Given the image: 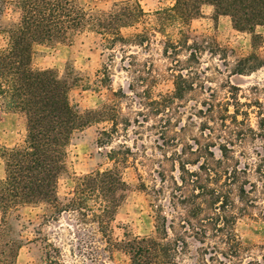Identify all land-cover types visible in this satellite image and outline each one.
Listing matches in <instances>:
<instances>
[{"label":"clouds","instance_id":"clouds-1","mask_svg":"<svg viewBox=\"0 0 264 264\" xmlns=\"http://www.w3.org/2000/svg\"><path fill=\"white\" fill-rule=\"evenodd\" d=\"M175 5L176 0H164L157 6L160 12L168 9L164 15L132 18L123 13L135 9L136 0H64L63 14L53 13L52 34L42 42L65 54L53 74L77 122L68 134L87 126L91 137L78 171L60 158L44 196L15 195L0 204V264H19L16 253L22 249L40 250L34 264H100L93 250L105 246L131 258L135 248H142L136 264H264V24L237 30L224 15L215 29L214 5L198 0L195 18L201 27L196 31L193 17L178 15ZM50 10L43 11L45 18ZM29 15L36 13L25 0H0V58L13 54ZM36 43L29 40V50ZM27 69L34 71L30 62ZM179 82L190 90L178 96ZM232 85H243V107L229 101ZM0 89L11 91L3 82ZM76 93L94 102L81 106L72 99ZM252 101L259 104L249 106ZM223 107L247 115H236L234 123ZM158 109L159 115L151 114ZM133 119L141 123L131 124ZM166 121L171 123L165 127ZM202 123L208 125L204 131ZM162 133L165 140L174 137L170 146L159 139ZM21 147L32 151L27 143L0 146V192L11 191L8 164ZM53 148L60 153L59 145ZM170 165L175 170L169 171ZM105 173L113 182L102 191L99 180ZM89 180L96 183L89 187ZM135 201V223L121 222ZM195 207L200 212L192 217ZM77 232L91 237V248L78 247Z\"/></svg>","mask_w":264,"mask_h":264},{"label":"trees","instance_id":"trees-1","mask_svg":"<svg viewBox=\"0 0 264 264\" xmlns=\"http://www.w3.org/2000/svg\"><path fill=\"white\" fill-rule=\"evenodd\" d=\"M207 2L214 5L217 17L229 16L233 27L237 30L251 31L253 25L264 24V0H207ZM25 4L30 8V12L34 11L36 15H29L25 33L18 39L13 54L10 57L0 58V82L8 84L11 89L10 92L0 89V99L7 98L0 107L8 113L18 114L24 118L26 138L23 143H27L32 151L28 152L21 147L12 153L8 164L11 191L0 192V204H6L7 200L15 195L29 198L44 196L47 193L59 159L66 160V147L75 131L70 134L68 132L77 123L69 109L71 102L64 92L63 85L54 80L53 72L55 71L36 70L32 67L34 71L30 72L27 69L33 54V48L29 50L28 41L35 40L39 43L52 34L51 28L54 27L53 21L56 19L53 13L60 9L63 14L64 0H56L54 5L51 0H25ZM197 8L198 0H176L174 10L178 15L193 17L194 20L198 15ZM45 9H51L46 18L43 16ZM167 11L168 9H164L163 12L157 11L155 15H164ZM123 15L132 18L148 17L137 0L135 9L126 10ZM186 88L190 90L189 85L179 82L176 94L181 95ZM212 110V106L206 108L208 113ZM222 112L228 113V107H223ZM228 114L232 115L234 123L237 122L236 111ZM218 118L222 122L226 116L219 115ZM84 127L86 126H81L76 131ZM53 145L60 146L59 154L55 152ZM179 169L181 172L186 171L183 164ZM204 170L205 166L201 165V171ZM189 175L195 176L196 173ZM180 179L183 181L184 177L181 176ZM112 182L113 178L105 173L99 180L101 190L108 189ZM87 183L89 187H92L96 182L89 180ZM197 188L203 189L204 186L197 184ZM200 194L212 195L211 191H202ZM216 202L213 198L212 203ZM180 203L184 204L186 201H180ZM226 203L225 199L220 204L221 209ZM199 212L200 209L195 207L191 209L190 215L195 217ZM180 227L182 228L183 224ZM143 254L142 248H135L132 258L130 257L131 264L132 260L133 264H136L137 258ZM10 255H14V252H10Z\"/></svg>","mask_w":264,"mask_h":264},{"label":"rangeland","instance_id":"rangeland-1","mask_svg":"<svg viewBox=\"0 0 264 264\" xmlns=\"http://www.w3.org/2000/svg\"><path fill=\"white\" fill-rule=\"evenodd\" d=\"M137 1L139 2L140 6L144 10V12L148 14V17L155 15V13L158 11L157 10L158 5L162 6L164 4V0H137ZM165 9H167V8H165ZM221 17L222 16L217 17L216 15L213 17V19H214L213 23H214L215 29H218L219 20L221 19ZM192 26H193L194 30L199 31L200 27H201L199 20L198 19L192 20ZM256 42H257V38L254 37L253 38V44L255 45ZM78 53H79V49L74 48L73 49V55L76 56L77 62H80V58H79ZM221 58L223 59V56ZM63 59H65V54L58 47H50V46L44 44L43 42L36 43L33 46V54H32L31 64H32V67L36 70H53V71H56L58 64ZM190 59H192V58L190 57ZM87 70H88V68L85 67V71H87ZM107 79H108L107 76H105L103 82H107ZM139 79L143 80V77H140ZM224 86H225L224 83H221L220 88L222 89ZM242 87H243V85H240V86L232 85V87L229 89V91L232 93V95H230V97H229V101H234L235 104H240L241 107H243L245 104H247V102L241 103L243 98L240 96V89ZM113 95L119 96L120 93L116 92V93H113ZM145 95H147V90H145ZM213 96H215V93H213ZM237 97H240V99H237ZM72 99H74L81 106L86 105V104H91L94 102L91 97L82 98L80 93H76L72 97ZM70 102H71V100H70ZM203 102L204 101L201 102L202 108H204L203 105H205V104H202ZM154 103L155 102H153V104ZM258 104H259V101H252L251 105H249V106H255ZM159 111H160V109L152 111L151 114L152 115H159ZM233 112H235V109ZM236 113H237V115H239V114L247 115V113H238L237 111H236ZM140 115H142V114L137 113V116H140ZM197 115L203 116V115H205V113L200 114L197 112ZM146 122H147V118H145L143 123H146ZM140 123L141 122L139 120H136V119H133L131 121V124H140ZM168 123H171V121H166L165 127L167 126ZM240 123H242V121H240ZM261 124L264 125V121H262ZM124 125H125V127L130 126L129 121L125 120ZM222 125H223V123H221V127L223 128L224 126H222ZM141 127H143V124H141ZM151 127H155V125H153ZM206 128H208V125L202 123L200 125L199 130L204 131ZM181 131H183V129H181ZM237 135L239 136V133H237ZM90 137H91V130L87 126L78 130V131H75L70 137L69 144L66 147V160H65V162L68 165H71L73 167V170H75V171H78L80 169L81 165L83 163H85L84 153L82 152V149L88 143ZM25 138H26V124H25L24 118L18 114L8 113L0 107V146L6 147V148H12L14 144L16 146H19L20 144H22L24 142ZM140 138L141 139H147V137H144V136H140ZM159 139L161 140L163 145L170 146V142H171V140L174 139V137H170L168 140H165L164 134L162 133L159 136ZM193 139L195 140V138H193ZM195 142L197 144L200 143L199 140H195ZM209 146H211V142L204 145L203 151L207 152V149ZM140 147L142 149L141 154H143V151H146V149L144 148V145H141ZM220 147H221V149H224L223 145H221ZM156 148H157V151L161 150L160 145H157ZM188 148H189V146L186 145L185 148L181 150V152L183 153ZM225 153H226V150H225ZM126 154H129L127 152V150H126ZM207 154L209 156H211L210 152H208ZM173 156H175V154H173ZM172 158L173 157L170 156L167 159L171 160ZM185 162H188V161H185ZM190 162L193 164L196 163L195 160H192ZM181 165L182 164H179V167ZM173 170H175V169L172 168V166L170 165L169 171H173ZM168 178L173 179L172 177H168ZM158 179H160L161 182H163V179H164V172L163 171H160L158 173ZM140 187L143 188V185H140ZM138 204H139V201H135L133 204H130L125 209L124 213L120 216V218H119L120 221L121 222L135 223V220H133L132 218L135 215L134 209L136 207H138ZM61 226H63V222H61ZM52 230L53 231L56 230L55 225H53ZM76 236L80 237V239L77 240L78 247H89V248L92 247V245L89 243V241L91 240V237L88 236V234L86 232L83 235L81 233L77 232ZM39 251H40L39 249H31V250L22 249L17 254L19 264H34L35 259L39 254ZM93 251H94L95 255L99 256L100 264H131L130 257L127 256L124 252L117 251V250H109V249H107L106 246L103 248H99L98 251L96 249H94Z\"/></svg>","mask_w":264,"mask_h":264}]
</instances>
